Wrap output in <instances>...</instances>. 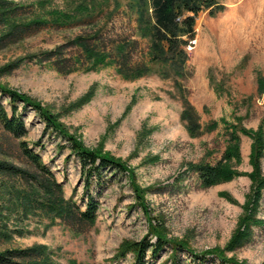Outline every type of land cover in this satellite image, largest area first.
Here are the masks:
<instances>
[{"label": "rangeland", "instance_id": "rangeland-1", "mask_svg": "<svg viewBox=\"0 0 264 264\" xmlns=\"http://www.w3.org/2000/svg\"><path fill=\"white\" fill-rule=\"evenodd\" d=\"M129 1L0 0L15 17L13 25L0 22V85L39 103L86 148L109 154L128 168L116 177L106 173L101 186L94 182L98 218L84 229L40 212L34 202L25 209L21 193L37 186L0 170V253L46 245L59 264H133L132 253L114 260L118 250L125 242L145 238L156 243V228L171 241L185 242L194 254L224 250L239 261L264 264V191L258 207L252 206L253 136L239 133L240 159L229 163L239 174L232 180L202 189L191 171L194 165L222 159L234 126L251 133L261 129L264 145V0H222L223 11L197 16L186 75L180 80L198 115L194 134L182 119L186 104L173 76L150 64L148 72L129 78L113 59L94 67L72 44L88 37L112 52L117 43L138 41L132 64L148 65L149 42L139 34ZM81 6L92 11L83 16L77 13ZM53 11L74 15V22L50 23ZM37 19L47 24L17 38L5 37L14 26ZM59 47L67 73L59 72L54 61L41 64L36 58ZM2 100L10 113L8 98ZM17 106L27 135L16 138L0 125V163L39 174L24 155L26 143L61 184L64 198L85 210V178L67 139L47 129L32 108ZM260 170L264 177V147ZM249 211L255 218L247 224ZM247 228L249 240L227 250L235 234ZM170 254L167 248L151 264H171ZM180 262L194 264L191 253H181Z\"/></svg>", "mask_w": 264, "mask_h": 264}, {"label": "trees", "instance_id": "trees-1", "mask_svg": "<svg viewBox=\"0 0 264 264\" xmlns=\"http://www.w3.org/2000/svg\"><path fill=\"white\" fill-rule=\"evenodd\" d=\"M222 0H130L129 8L136 14V23L139 34L142 38L148 39L149 42V61L148 65H139L134 67L132 64V54L139 46L138 41H122L117 43L112 52L95 46L91 43V38L78 37L72 44L77 46L81 52V57H86L87 61L93 63L94 67L111 64L112 59L120 72L133 78L141 76L148 72L149 65H155L159 69L173 76L176 80V86L185 101V109L182 119L187 124L190 133H197L199 130L198 115L195 109L186 99V90L182 86L181 81L186 75V65L189 60L188 47L195 40L196 18L204 12L209 11L210 14L224 10ZM95 9H93L94 11ZM92 8L87 6L79 7L77 13L86 16L90 14ZM52 20L49 21L54 25L66 26L74 22V15L68 12L53 11ZM14 17L13 10L0 6V22L11 23ZM5 20V21H4ZM47 21L37 19L30 24L14 26V28L5 37L13 36L17 38L20 32H27L29 29H37L44 27ZM5 25V24H4ZM63 47H59L56 51H50L36 56L40 59V63L54 61V66L59 68V72L64 71L65 64L61 62L64 54ZM76 63L82 61L77 59ZM74 63V64H76ZM262 89L264 87H261ZM263 91V90H262ZM3 97L8 98L11 107L9 113L3 103ZM18 103H22L24 108H32L41 115L46 124L47 129L59 131L69 143L71 153L78 159L81 165L82 176L85 178V193L87 201L85 210L73 203L72 200L67 201L61 184H59L50 169L42 163V158L38 153L28 148L26 143H22L24 155L37 168L39 174L31 175L21 169H16L7 164L0 163V170L10 172L15 176H20L26 181H33L37 186L34 192H22V204L28 209L36 203L43 213H50L60 217L61 219L72 222L81 227L89 228L95 225L98 218L99 202L94 199L91 194V187L94 182L101 186V181L105 179L106 173H110L112 177L119 174L127 173L128 168L125 164L115 159L109 154L102 153L98 150L86 148L84 144L73 136L69 135L58 123L56 116L43 108L39 103L35 102L26 95L17 91L8 89L0 85V125L16 138H22L27 135V129L22 115L18 114ZM228 147L224 152L222 159L216 164L201 163L191 167V171L196 173L200 181L202 189H209L213 186L232 180L239 173L232 170L230 161L240 159V137L239 133L253 136L255 143L253 147L252 164L254 171L250 174L253 182L254 200L253 208L256 209L262 198L264 191V177L260 170V157L263 151V132L251 133L243 127H232ZM31 179V180H30ZM138 198L143 200L141 195ZM250 213V211H249ZM248 213V214H249ZM255 217L253 211L247 215V224ZM246 224V225H247ZM251 228L238 231L231 240L227 250H232L235 246L243 245L250 238ZM156 235V243H152L149 238H145L140 242H125L118 250L114 260H121L128 254L132 253L134 257L133 264H151L159 259L161 254L168 248L171 249L169 260L171 264H180V254L191 253L194 264H207L208 261L217 262V264H248L239 261L234 257H228L224 250L206 251L200 255L194 254L188 249L185 242L178 240H169L158 229L153 230ZM232 248V249H231ZM53 252L46 245H35L24 250L5 251L0 253V264H59L53 257ZM149 255V256H148ZM149 257V259H148ZM212 258V259H210ZM169 262V261H167Z\"/></svg>", "mask_w": 264, "mask_h": 264}]
</instances>
